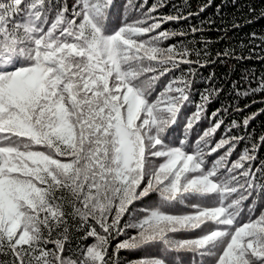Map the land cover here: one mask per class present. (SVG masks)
<instances>
[{
  "label": "snow or ice",
  "instance_id": "snow-or-ice-1",
  "mask_svg": "<svg viewBox=\"0 0 264 264\" xmlns=\"http://www.w3.org/2000/svg\"><path fill=\"white\" fill-rule=\"evenodd\" d=\"M213 2L0 0V264H264V71H203L264 34Z\"/></svg>",
  "mask_w": 264,
  "mask_h": 264
},
{
  "label": "trees",
  "instance_id": "trees-1",
  "mask_svg": "<svg viewBox=\"0 0 264 264\" xmlns=\"http://www.w3.org/2000/svg\"><path fill=\"white\" fill-rule=\"evenodd\" d=\"M151 2V0H150ZM193 7L195 8L197 4L203 2V0H191ZM239 3L243 4V13L245 17H247L248 14V6L251 5L254 7L257 11L253 15L256 17V20L252 24H248L246 27H243L239 30H233L228 33V37L230 40L229 43H236L240 41L241 39H244L245 42H247V34L256 32L258 34H264V19L259 18V13L264 10V0H239ZM219 5L225 19H232L235 17H240L241 12L232 7L231 0H214L213 6L209 8L202 16L205 17H213L216 11V6ZM164 12H168L169 9H163ZM195 23V21H193ZM219 26V21H217V25H214V27ZM221 33H218L216 31H210L206 33V36L210 38L212 41H216L217 37H219ZM225 46V40H220L219 43H214V47L216 49H223ZM255 68L257 72L264 71V61H257V60H251L245 62L243 66L240 67L238 71H232L228 66L225 65H214L211 66L208 69H204L203 71L205 74H207L209 71H215L217 74V77H228L230 79L237 78L241 72L244 69L247 68ZM224 81L222 80L221 83ZM223 99V98H222ZM259 99V97H257ZM245 103L244 100L240 101V104L243 105ZM218 104L212 105V108L217 107ZM261 107L259 103L252 105L250 109L247 111H255L257 108ZM251 128H255L256 132L259 134L261 130H264V116L259 117L256 121H254L251 125ZM261 155L264 156V149L261 150Z\"/></svg>",
  "mask_w": 264,
  "mask_h": 264
}]
</instances>
